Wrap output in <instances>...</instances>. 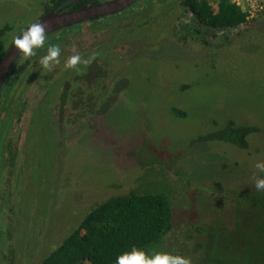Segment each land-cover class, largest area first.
<instances>
[{
	"label": "rangeland",
	"instance_id": "374dc122",
	"mask_svg": "<svg viewBox=\"0 0 264 264\" xmlns=\"http://www.w3.org/2000/svg\"><path fill=\"white\" fill-rule=\"evenodd\" d=\"M49 1L0 0V58L14 36L44 14ZM134 4L107 17L110 22L72 26L63 46L81 40L82 58L99 53L95 60L107 71V85L124 83L108 111L68 120L61 135L40 115L26 130L23 150H29L32 174L30 186L22 188L25 212L20 211L17 222L28 230L30 253L35 251L28 264H40L93 206L136 188L146 178L139 162L156 158L170 175L180 170L188 179L189 188L182 187V177L172 197L176 228L171 237L191 261L200 256L196 229L232 224L235 205L215 189H256L254 166L264 158L263 13L234 30L195 31L192 18L172 0ZM61 56L43 92L52 111L62 83L78 73L65 69ZM228 121L258 129L248 137L247 150L223 142L187 147ZM30 203L34 223L28 226ZM13 238L9 234L12 240L0 246L8 248Z\"/></svg>",
	"mask_w": 264,
	"mask_h": 264
},
{
	"label": "trees",
	"instance_id": "16d2710c",
	"mask_svg": "<svg viewBox=\"0 0 264 264\" xmlns=\"http://www.w3.org/2000/svg\"><path fill=\"white\" fill-rule=\"evenodd\" d=\"M63 1L50 0L49 3L57 5ZM172 1L192 18L195 31H230L252 22L247 19L245 11L232 3L233 0ZM86 3L84 1L82 6ZM50 9H45L44 14ZM3 28L1 32H5L6 27ZM44 52L38 50L36 57L21 66L16 62L3 91L11 88L15 79L13 75L17 74V85L26 82L30 85L33 75L29 73H36L40 68L38 59ZM72 79L62 83L59 99L60 108L64 109L66 105L70 112L68 118L75 122L87 117V113L105 114L124 88L122 81L107 85V71L96 60ZM173 111L183 116L178 110ZM256 132V127L228 121L221 128L192 140L187 147L204 142H223L247 150L248 137ZM139 164L146 178H141L139 185L126 194L112 196L93 206L40 264H115L116 257L131 251L132 247L146 252L156 250L182 255V248L179 252L175 241L172 243L171 236L176 228L172 197L181 185L179 179L185 178V174L175 170L170 175L156 158ZM185 181L182 187L189 188L188 179ZM215 190L234 203L232 224L228 228L217 222L212 227L196 229L200 241L195 244V253L200 256L192 260V264H264V191Z\"/></svg>",
	"mask_w": 264,
	"mask_h": 264
},
{
	"label": "flooded vegetation",
	"instance_id": "af4514ba",
	"mask_svg": "<svg viewBox=\"0 0 264 264\" xmlns=\"http://www.w3.org/2000/svg\"><path fill=\"white\" fill-rule=\"evenodd\" d=\"M74 0L66 1L64 0L62 3L57 5H53L51 3V7L49 11L59 10L70 2ZM87 1V3L82 6L83 2ZM108 0H82L78 4L74 5L67 10H77L86 8L89 6H94ZM53 5V6H52ZM45 11V10H44ZM48 11V12H49ZM109 17V16H108ZM108 22L107 17L98 18L91 21L83 22L77 26L90 25V27H94L99 22ZM113 21V20H112ZM110 22V21H109ZM97 23V24H96ZM74 30V29H73ZM77 31V29H75ZM73 31L70 28H66L60 30L58 32L59 35L54 37L52 43H58L62 45V64L64 66L65 61L72 55L78 54L83 57V53L80 54L81 49L84 48V43L78 40L75 44L73 40L70 43L69 48L64 46L63 40L66 39V35ZM65 35V36H62ZM58 36H61V40H57ZM57 38V39H56ZM56 39V40H55ZM47 42H51L48 40ZM46 42V43H47ZM73 48H75V52H73ZM65 49V51H63ZM36 73H33V78L30 85L27 86L21 83L17 85L19 81V75H13V82L11 83V88L2 92L0 97V242L12 240L8 239V236H14L13 243L9 244L8 248L5 249L4 246H0V264H28L29 260H33V254L35 251L30 253L29 242L27 241L28 230L26 227H18L19 222L18 218L20 217V211L23 210L25 212V208L23 209V185L26 183L27 188L30 186L31 174H32V165L29 166V159L26 157V152L23 150V141L25 140L26 130L30 128L31 124L34 123L35 115H40L52 122L53 128L55 129L58 135H61V131L65 123L68 120L70 122L74 121L72 118H68L69 110L65 106L64 109L60 108V99L59 96L56 99V102L53 103V111L51 107L47 106L48 101L45 103L44 100L49 97L43 94L46 89V85L51 81L49 79L50 74L45 72L43 69H36ZM51 73V72H50ZM12 78V79H13ZM50 80V81H49ZM10 82V80H9ZM40 82H42L40 84ZM36 83V84H35ZM8 83L6 84V86ZM35 87H38L36 92L34 91ZM50 87L48 88L49 91ZM23 91V93H22ZM43 94V95H42ZM36 97V99H35ZM53 101V100H52ZM52 103V102H51ZM47 107V112H44ZM26 111L28 114L25 115ZM48 114V115H46ZM95 116V114H92ZM50 122V124H51ZM20 126L21 135H23V139H20V132L16 133L17 127ZM57 128H56V127ZM24 151V154H23ZM30 169V173H29ZM32 207V203L29 204L27 211V225L30 226L31 222H33L32 214L33 211H30ZM30 211V212H29ZM3 212L5 213V217L7 220H3ZM17 214V215H16ZM12 216L13 224L10 223V217ZM34 223V222H33ZM39 230V235L41 236V232L43 229L41 226L36 227ZM26 232V235H24ZM17 248V251L15 249ZM5 250V251H4Z\"/></svg>",
	"mask_w": 264,
	"mask_h": 264
},
{
	"label": "clouds",
	"instance_id": "9594fccd",
	"mask_svg": "<svg viewBox=\"0 0 264 264\" xmlns=\"http://www.w3.org/2000/svg\"><path fill=\"white\" fill-rule=\"evenodd\" d=\"M49 26L40 20L30 23L21 34L14 36L12 45L19 51L18 65H23L37 56L38 50H45L38 59V66L45 72H52L60 64L62 48L58 43L48 41ZM75 52V48H73ZM99 55L93 52L88 58H82L75 54L70 56L64 63L65 69L79 72L81 67L86 69ZM258 175L254 178L257 191H264V161L255 163ZM115 264H192L189 258L182 255H173L169 252L145 250L132 247L131 251H125L116 257Z\"/></svg>",
	"mask_w": 264,
	"mask_h": 264
},
{
	"label": "water",
	"instance_id": "95a60500",
	"mask_svg": "<svg viewBox=\"0 0 264 264\" xmlns=\"http://www.w3.org/2000/svg\"><path fill=\"white\" fill-rule=\"evenodd\" d=\"M81 1L82 0H74L65 7L59 10L49 11L37 19L40 20L41 23H46L49 26L48 36L86 21L120 13L139 0H108L82 9L67 10ZM19 56V51L11 44L0 58V97L3 92L4 84L7 82L8 76L14 64L19 59Z\"/></svg>",
	"mask_w": 264,
	"mask_h": 264
},
{
	"label": "built area",
	"instance_id": "2783aa9c",
	"mask_svg": "<svg viewBox=\"0 0 264 264\" xmlns=\"http://www.w3.org/2000/svg\"><path fill=\"white\" fill-rule=\"evenodd\" d=\"M232 3L248 14V20L264 13V0H233Z\"/></svg>",
	"mask_w": 264,
	"mask_h": 264
}]
</instances>
